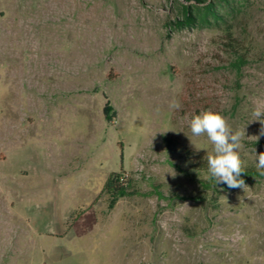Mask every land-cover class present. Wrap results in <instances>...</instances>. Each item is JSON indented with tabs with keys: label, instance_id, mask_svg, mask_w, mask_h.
Segmentation results:
<instances>
[{
	"label": "rangeland",
	"instance_id": "rangeland-1",
	"mask_svg": "<svg viewBox=\"0 0 264 264\" xmlns=\"http://www.w3.org/2000/svg\"><path fill=\"white\" fill-rule=\"evenodd\" d=\"M262 101L264 0H0V264H264V177L205 189L162 141L207 157L211 110L257 170Z\"/></svg>",
	"mask_w": 264,
	"mask_h": 264
},
{
	"label": "clouds",
	"instance_id": "clouds-1",
	"mask_svg": "<svg viewBox=\"0 0 264 264\" xmlns=\"http://www.w3.org/2000/svg\"><path fill=\"white\" fill-rule=\"evenodd\" d=\"M170 107L179 109L180 104L174 100ZM252 116V121L260 122V135L264 136V101L256 104ZM189 126L193 135H206L212 145V153L208 154L207 163L216 185L223 183L229 188H245V182L241 178L244 171L239 155L246 135L245 129L233 131L225 117L211 110L193 116ZM256 161L258 172L264 175V152L256 154Z\"/></svg>",
	"mask_w": 264,
	"mask_h": 264
},
{
	"label": "trees",
	"instance_id": "trees-1",
	"mask_svg": "<svg viewBox=\"0 0 264 264\" xmlns=\"http://www.w3.org/2000/svg\"><path fill=\"white\" fill-rule=\"evenodd\" d=\"M234 41L229 39V42ZM165 149L170 155H177L182 159V162L185 164V168H181L178 165L170 163L173 167L177 168L179 171L191 176L192 172H195L199 176L201 174L203 178L199 179L198 182L202 185L203 188L209 189L210 187L216 186L214 177L211 176L207 157L203 155H196L193 151L188 148L182 147L179 145L175 139L165 135L162 137ZM244 173H242L241 178H263L264 175H260L258 170L252 166H246L242 164ZM227 186L226 184H217ZM130 188V181L121 180L119 173H112L109 178L106 180L103 191L107 194H111L113 197H122L129 194L127 191Z\"/></svg>",
	"mask_w": 264,
	"mask_h": 264
}]
</instances>
